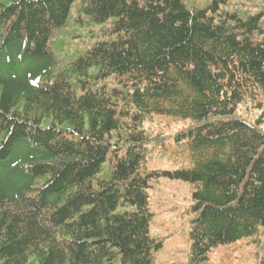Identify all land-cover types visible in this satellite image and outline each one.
Listing matches in <instances>:
<instances>
[{"label":"trees","instance_id":"1","mask_svg":"<svg viewBox=\"0 0 264 264\" xmlns=\"http://www.w3.org/2000/svg\"><path fill=\"white\" fill-rule=\"evenodd\" d=\"M155 115L192 169L147 170ZM160 177L194 187V262L264 227V0H0V264H153Z\"/></svg>","mask_w":264,"mask_h":264},{"label":"rangeland","instance_id":"2","mask_svg":"<svg viewBox=\"0 0 264 264\" xmlns=\"http://www.w3.org/2000/svg\"><path fill=\"white\" fill-rule=\"evenodd\" d=\"M51 47L68 57H75L83 50L82 46L66 37L60 42H53ZM37 66L38 63L33 61L24 65L23 69L32 70ZM249 115L245 117L249 118ZM190 122L189 119L155 115L143 125L150 137L144 149L147 170L173 173L193 168L189 143L184 141L178 144L173 139ZM22 156L13 159L4 173L10 172L17 158ZM193 190L192 184L166 177L150 181L149 209L153 214L150 233L162 241V247L154 253L153 264H258L264 256V227L255 236L213 249L204 261H193L190 237L194 218L191 210Z\"/></svg>","mask_w":264,"mask_h":264}]
</instances>
